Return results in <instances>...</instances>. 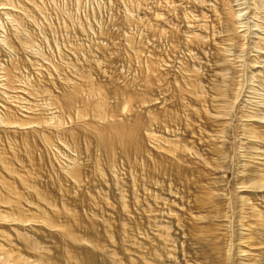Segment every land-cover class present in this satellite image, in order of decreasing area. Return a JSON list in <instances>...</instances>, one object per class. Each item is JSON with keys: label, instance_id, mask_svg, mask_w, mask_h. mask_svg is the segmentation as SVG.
Here are the masks:
<instances>
[{"label": "rangeland", "instance_id": "rangeland-1", "mask_svg": "<svg viewBox=\"0 0 264 264\" xmlns=\"http://www.w3.org/2000/svg\"><path fill=\"white\" fill-rule=\"evenodd\" d=\"M0 264H264V0H0Z\"/></svg>", "mask_w": 264, "mask_h": 264}, {"label": "bare ground", "instance_id": "bare-ground-1", "mask_svg": "<svg viewBox=\"0 0 264 264\" xmlns=\"http://www.w3.org/2000/svg\"><path fill=\"white\" fill-rule=\"evenodd\" d=\"M2 6V5H1ZM258 10V9H257Z\"/></svg>", "mask_w": 264, "mask_h": 264}]
</instances>
